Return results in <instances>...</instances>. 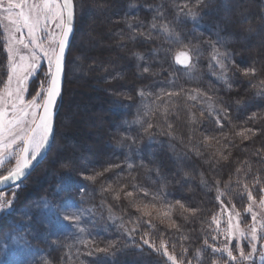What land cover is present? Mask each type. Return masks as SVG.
Returning <instances> with one entry per match:
<instances>
[{
    "label": "trees",
    "instance_id": "16d2710c",
    "mask_svg": "<svg viewBox=\"0 0 264 264\" xmlns=\"http://www.w3.org/2000/svg\"><path fill=\"white\" fill-rule=\"evenodd\" d=\"M183 2L184 0H112L109 6L102 3V0H75L76 8L79 9L82 4V10H85V17L80 16V23L76 24V32L77 25L81 28L85 22V25H90V29L92 26V31L98 34V39L103 43L100 48L85 52L87 76L82 96L85 104L92 100L91 109L84 110L85 113L91 111L93 116L86 121L85 128L76 126L68 135L69 140L74 143L84 142L85 149H67L66 157L59 156L60 146L67 144L61 138V119L67 93L74 83L66 78L62 106L57 118L55 143L36 170L19 184L14 210L0 213V256L4 245L9 242L8 238L21 237L29 241L37 254L29 264H91L86 255L85 244L75 242L71 234L66 233L62 227L49 223L54 221V217L43 207L46 199H60L63 193L74 195L81 186L77 175L81 172H101L103 175L94 182L84 181L86 188L79 199L67 202L79 205L85 216L92 221L88 227L93 236L86 235L85 240L95 238L101 246L115 236L122 220L126 228L149 232L150 242L157 246L161 241L168 243L169 252L176 255L178 260L179 253L185 247L189 249L191 257L196 250H203L204 240L213 243L211 237L217 235L215 230L225 225L226 214L221 212V200L228 209L235 205V209L241 213L243 227L246 228L250 218L245 209L249 201L243 185H249L256 200L260 196L245 169L264 176L261 171L264 163H260L255 156L257 150L264 151V135L258 134L251 140H243L240 133L247 134L245 129L248 127L258 129L264 121L248 123L247 116L251 113L247 112L246 115L247 110L242 105H236L235 101L247 100L257 93L264 75L253 79L252 85L255 86L248 87H245L247 79L244 83H236L239 78L233 76L231 69L222 78L212 48L201 43V38L204 41L215 39L209 35V32L214 31L212 23L208 18L199 27L191 22L181 23V14L174 12V9L176 4ZM218 7L225 19L232 15L235 8L239 19L246 21V27L258 30L264 2L238 0L236 3L235 0H219ZM103 8L108 10L102 11ZM89 14L95 21L92 25ZM153 22L156 28H152ZM186 35L188 39H184ZM226 39L228 49L236 53L235 59L240 67L248 66L253 60H264V47L260 46L259 38L245 42H238L231 36ZM188 40L201 48V54L198 59L193 60L192 65L184 68L176 64L175 57L179 52L188 50ZM241 43H244L243 48ZM217 47L224 51L220 45ZM72 52L73 46L70 48L68 62ZM79 55L81 56L80 53ZM144 67L149 68L148 73L142 71ZM6 69L7 53L1 40L0 88L7 80ZM197 92L200 95L192 100L191 95ZM166 93L180 95L169 97ZM225 109L229 110V116L224 115ZM138 117L142 119L144 126L152 124L151 131L155 137L151 147L144 149L142 159L134 154H127L126 149L119 150L115 147L122 136L135 138L138 132V143H148L140 124L134 123ZM217 118H220L222 128L216 123ZM164 132L168 135H164ZM212 136L219 142L211 139ZM202 140H207L208 146L202 147ZM220 152L228 156L227 162H214ZM66 160L71 164L70 175L64 174L62 162ZM129 164L132 165L131 168L128 167ZM177 164L181 174L179 182L173 180L167 171L168 168L177 167ZM106 168L110 170L105 171ZM132 184L156 194L154 207L150 204L151 195L147 200L141 196L139 202L150 204L152 215L142 216L139 224L133 221L141 217V213L128 207L123 194L119 197L116 195V191L121 188L132 191ZM54 190L60 192L61 197H55ZM176 200L189 211L176 206L165 217L168 204H175ZM26 208L38 214L40 223L33 224L29 217L23 215ZM193 208L196 209L195 212L191 211ZM116 217L121 220H116ZM214 217L220 221L219 225ZM149 220L151 225L144 223ZM33 228L36 234L33 233ZM125 236L121 239L126 248L113 258L115 264H160L163 260L162 256L149 247L138 246L125 239ZM222 241L223 237L217 236L216 246H222ZM236 243L232 242L234 252ZM243 246L248 251L247 243L243 242ZM101 264L110 262L104 259ZM193 264H197V261L193 260Z\"/></svg>",
    "mask_w": 264,
    "mask_h": 264
},
{
    "label": "snow or ice",
    "instance_id": "6c2138e0",
    "mask_svg": "<svg viewBox=\"0 0 264 264\" xmlns=\"http://www.w3.org/2000/svg\"><path fill=\"white\" fill-rule=\"evenodd\" d=\"M111 2L112 0H102V3L109 6ZM218 2L219 0H184L182 4L175 5L174 12L178 11L181 14L179 17L181 23L191 22L197 27L205 21V18L209 19L214 29V31L209 32V35L214 36L215 39L204 41L201 38V43H206L207 47L212 48L215 54L214 58H217L216 63L220 66L222 78L224 73L231 69L233 76L239 78L236 83H244L247 79L245 87H248L252 85L253 79H258L264 75V60H253L248 66L240 67L235 59L236 53L228 49L226 37L231 36L238 42L259 38L260 46L264 47V11L260 13V24L257 30L251 26L246 27V21L239 19L235 8L232 15L225 19L223 12L218 7ZM235 2L238 3V0ZM80 7L82 9L83 5L81 4ZM101 10L107 11L108 9L103 8ZM75 16L76 6H74L73 0H0V28L3 29L5 37L3 48L7 53L8 69L7 80L0 88V166H3L0 168V213L14 210L16 191L20 182L35 164L46 158L47 152L55 143V115L58 101L62 96L66 59L69 55V43L74 31ZM152 28H156L154 22ZM189 35H194V33H189ZM130 38H134V36H130ZM184 39H188L187 35L184 36ZM217 45L223 47L224 51H220ZM240 46L243 48L244 43H241ZM200 54L201 48L188 40V50L177 55L176 62L192 65L193 60L198 59ZM142 71L148 73L149 68L144 67ZM32 80H38L39 85L30 95V98L26 99L29 93V83ZM174 94L180 95V93H166L169 97ZM199 95L197 92L190 98L196 100ZM235 104L242 105L247 110L246 115L247 112L251 113L250 116H247L248 123L256 124L258 121H264V81H261L257 93L247 100H237ZM224 115H230L228 109L224 110ZM134 123L140 124L148 143H138L140 138L138 132L135 138L122 136L115 147L119 150L126 149L127 154H134L138 159H142L144 149L150 148L155 142L154 134L151 131L153 126L151 123L144 126L139 117ZM216 123L220 124L221 128L223 127L220 118H217ZM245 132L247 134L240 133L243 140H251L258 134L264 135V124L258 129L248 127ZM163 134L168 135L167 132ZM210 138L217 140V143L219 142L214 136ZM201 146H208L207 140H202ZM212 155L215 156V153ZM255 156L259 158L260 163H264V151L257 150ZM228 159V156L220 152L219 157L214 162H227ZM62 163L65 169L64 174L70 175V162L66 160ZM113 166L118 167V165ZM160 166L163 167V165ZM128 167L131 168L132 165L129 164ZM109 170V168L105 169V171ZM167 171L173 180L179 182L181 174L178 164L177 167L168 168ZM245 171L250 175V182L256 186L260 196L258 205L260 212L258 213L255 210L257 206L256 197L253 196L248 184L243 185L249 201L245 211L251 219V223L246 228L240 226L239 217L241 213L235 209V205L229 210L221 200V212L226 214V227L223 229L217 227L215 230L217 235L211 237L213 243L210 244L207 239L204 240L203 250H196L191 257L189 249L183 248L179 253L180 259L178 260L176 255L169 252L170 245L168 243L161 241L160 245L157 246L150 242L149 232L126 228L121 218L116 217V220H121L120 226L116 230L115 236L103 242V246L97 243L95 238L81 241L86 246V255L90 258L91 264H101L104 259H107L110 264H115L113 258L121 254L122 249L126 248V244L121 239L125 234V239L138 246H147L162 256L163 260L160 261V264H193V260H196L197 264H257V260L259 264H264V176H258L256 172L248 168ZM261 171L264 172V169ZM77 175L81 186L74 195L63 193L60 199H46L43 201V207L47 208L54 217V221H49V223H54L62 228H72L83 233L85 229L80 226V223L84 210L79 205L67 201L78 200L86 188L83 182H94L103 173L88 174L81 172ZM130 187L132 191L121 188L116 191V195L119 197L123 194L128 201V207L134 208L137 213H141V217L133 221V223L139 224L142 216L150 217L152 215L149 208L150 204L152 207L155 206L156 194H152L135 184L130 185ZM134 192L136 196H134ZM53 195L61 197L62 194L54 190ZM150 195L152 196L150 204L139 202L141 196L147 200ZM8 196L11 198H6ZM217 199L219 200V196ZM165 203L168 204L167 201ZM176 206L184 211H189L179 200H176L175 204H168V211L164 212V216L168 217L169 212ZM191 211L195 212L196 209L193 208ZM23 215L29 217L33 224L40 223L38 214L32 212L31 209H24ZM213 219L219 225L220 221L215 217ZM85 223H92V221L88 220ZM144 223L151 225L150 220L144 221ZM134 232L136 235H133ZM33 233L36 234L35 228H33ZM88 235L93 236V233L89 232ZM219 235L223 236L222 246H216L215 243ZM233 241L237 242L235 252L232 247ZM244 241L247 242L248 251H245ZM13 243H20V239L14 238ZM24 243L28 244L29 241L24 239ZM4 247L7 248L8 245L5 244Z\"/></svg>",
    "mask_w": 264,
    "mask_h": 264
},
{
    "label": "rangeland",
    "instance_id": "374dc122",
    "mask_svg": "<svg viewBox=\"0 0 264 264\" xmlns=\"http://www.w3.org/2000/svg\"><path fill=\"white\" fill-rule=\"evenodd\" d=\"M74 3H75V0H74ZM75 6H76V3H75ZM80 8L81 7H79V9L76 8V12H77L76 14L78 16L77 18H79L77 22L78 24L80 23L79 22L80 16L85 17V10L84 9L82 10ZM91 14H89V19H90L89 22H91L90 24L92 25L94 24L95 21ZM87 25L88 24L85 25V22L82 23L81 28L80 26L77 25V32L75 33L76 37L74 36L75 39H73V42H72L73 52L69 58V62L67 61L68 66H67L66 78H68V80L71 82L73 81L74 83L71 86L69 92L67 93L64 115L61 119L62 125H63L61 138L67 142V144H65L64 146L62 145L60 146L61 149L58 147L60 149L59 156L62 158L66 157L67 149L73 150V151H77V150L80 151V149H85L84 142L74 143L73 140H69L68 135L72 131L75 130L76 126L85 128L87 126L86 121H89V119H91L93 116V113L90 110H89L90 112H86V113L84 110L85 108L91 109L92 100L91 99H90L91 101L88 100L85 104V100H83L84 98L82 96V93L84 92L86 88L85 77L87 76V71H85V62H84L85 52H88V51L90 52L91 50L98 49V47L100 48L103 45V43L98 39V34L97 33L95 34L94 30L92 31L93 29L92 26L90 29V25H88L89 27ZM0 37H1L0 41L2 40V42H4L5 37H4L2 28H0ZM79 53L81 54V56L79 55ZM180 53L181 52H179L177 55H179ZM175 62H176V57H175ZM176 64L184 68L189 66V65H184V64H178L177 62ZM7 71L8 69H6V73H5L6 79H7ZM88 78H90V76H88ZM38 85H39L38 80L30 81L29 93L26 96V99L30 98V95L34 92V90L38 87ZM56 127H57V124H56ZM2 167L3 166H0V168ZM256 201H257V206L255 210L259 213L260 209L258 208V205H259L260 199ZM231 208L229 210H231ZM247 216L250 218L248 214ZM239 219L241 221V217H239ZM88 220H89L88 217H86L85 214H83L81 218V223H80V226L85 229L83 233H79L73 230L72 228H68V227H63V230L66 233L71 234L70 236L73 237L72 239L75 240V242L85 240L86 235H88V233L91 231L88 227V224L90 223H85V221H88ZM248 221L251 223V219H249ZM249 222L247 224H250ZM224 226L226 227V225ZM224 226L220 229L225 228ZM240 226L241 228H244L242 222ZM14 238L20 239V243H13ZM8 239H9V242L7 244L8 247L4 248V250L1 251L0 264H29L33 261V259L36 257L37 254H36L35 249L30 246V243L25 244L24 239L21 237H10ZM244 242L247 243L246 241Z\"/></svg>",
    "mask_w": 264,
    "mask_h": 264
},
{
    "label": "water",
    "instance_id": "95a60500",
    "mask_svg": "<svg viewBox=\"0 0 264 264\" xmlns=\"http://www.w3.org/2000/svg\"><path fill=\"white\" fill-rule=\"evenodd\" d=\"M73 2H74V0H73ZM74 6H75V3H74ZM77 13V12H76ZM76 24H77V14H76V16H75V26H74V31H73V34H72V36H71V38H70V43H69V52H70V48H71V46H72V42H73V39H74V36H75V33H76ZM69 56V55H68ZM68 56H67V59H66V70H67V61H68ZM65 81H66V72H65V79H64V82H63V88H62V96H61V98H60V100L58 101V105H57V110H56V115H55V128H54V136H55V133H56V124H57V118H58V115H59V113H60V109H61V105H62V98H63V94H64V88H65ZM49 152V151H48ZM48 152H47V154H48ZM45 159V158H44ZM43 159V160H44ZM42 160V161H43ZM41 161V162H42ZM40 162V163H41ZM40 163H37V164H35L32 168H31V170L26 174V176L23 178V180H22V182L24 181V180H26L35 170H36V168L40 165ZM22 182H20V183H22Z\"/></svg>",
    "mask_w": 264,
    "mask_h": 264
}]
</instances>
